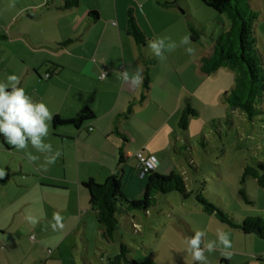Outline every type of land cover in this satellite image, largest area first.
Masks as SVG:
<instances>
[{"label":"crops","instance_id":"0c3cea01","mask_svg":"<svg viewBox=\"0 0 264 264\" xmlns=\"http://www.w3.org/2000/svg\"><path fill=\"white\" fill-rule=\"evenodd\" d=\"M137 1L79 0L76 7L65 9L63 0H0V80L17 74L20 86L61 119L73 118L85 107L95 115L88 123L89 132L71 125L53 129L50 122L45 142L61 152L51 165H45L47 154L37 152L30 144L18 151L0 140V170L4 172L0 177V264H53L49 261L62 257L67 240V247L74 250L80 243H89L90 228L95 240L103 246L111 244L113 239L102 234L82 186L88 178L101 183L108 176L119 174L126 197L140 196L138 188L127 184L139 175L135 154L146 143L151 144L158 131L148 133L147 129L155 114V107L149 106L152 86L147 98L137 103L127 118L117 119L131 100L141 96L145 59L150 60L151 53L128 34L126 11L133 9L139 29L149 40L164 35L171 27L175 30L177 23L168 22L166 26L164 21L157 22L159 17L146 14L140 2L146 6L153 0ZM90 11L97 13L96 18ZM138 68L143 69L141 83L123 79L124 71L132 73ZM161 85L166 95L179 94L166 74ZM184 87L182 83L181 90ZM162 105L158 101L155 106L163 111ZM122 121H133L138 134ZM133 141L136 146L132 149ZM151 150L161 152L152 145ZM29 154L37 159L30 160ZM150 154L154 155L146 147L144 155ZM157 161V172L171 168L165 157ZM55 213L61 215L63 227L53 230L50 225L55 223ZM29 215L39 222L29 223ZM235 237L245 240L240 235ZM209 241H217V235L213 234L211 240L203 237V244ZM46 246L54 248L50 256L44 250ZM118 250L113 251L115 255ZM227 251L231 252L230 258L224 256L225 249L217 241L214 252H205L207 264H235L234 258L247 254L235 245Z\"/></svg>","mask_w":264,"mask_h":264},{"label":"rangeland","instance_id":"374dc122","mask_svg":"<svg viewBox=\"0 0 264 264\" xmlns=\"http://www.w3.org/2000/svg\"><path fill=\"white\" fill-rule=\"evenodd\" d=\"M140 2L146 14H156L159 17L157 22L164 21L166 26L168 22L177 23L175 30L171 27L162 35L175 41L178 45L176 49L165 53L163 59H157L152 52L149 53L152 64H149L148 69V93L153 87L149 106L155 107V114L152 115L150 128H146L148 133L155 130L158 132L151 144L146 143L147 152L154 153L157 159L165 157L169 160L171 168L164 173L172 170L179 173L187 190H192L193 195L182 199L177 192L157 194L147 213L131 211L130 216L117 214L120 225L111 244L103 246L101 241L95 240L93 228H90L89 243H80L78 249L74 250L67 247V240L62 257L49 263L108 264V260L116 253L113 251L119 249L121 241L128 247L129 256L137 264H193L185 241L199 230L205 232L208 240L213 239V234L217 235L219 231L228 233L231 244L247 253L245 257L234 258L237 261L235 264H264V240L255 234L231 228L220 222L215 215L205 213L194 197L196 192L201 191L207 199L236 220L247 216L264 219V189L250 176L241 182L245 166L264 160V113L251 119L241 109L230 108L227 96L234 85L231 69L222 66L211 74L200 69L201 58L211 53L215 41L229 28V19L225 13H218L200 0H176L175 3L153 0L146 6L143 1ZM135 3L139 2L135 0ZM251 5L262 11L254 30L257 48L264 60V0H251ZM189 27L197 30L196 40L190 38ZM182 36L189 37L188 45L180 43ZM146 38L147 41L141 48L149 50V38ZM187 47H191L193 52L188 53ZM165 74L169 77L170 84L177 87L179 94L168 96L162 91L161 84ZM182 83L185 87L181 90ZM158 101L163 104V111L156 108ZM187 101L197 113L189 118L187 129L182 130L177 122ZM262 106L264 108V96ZM123 119L125 118H120ZM122 123L130 128L133 126V121ZM164 123L165 126L162 127ZM136 128L137 125L134 124V133L138 134ZM141 128L139 125V130ZM151 145L159 148L161 155L151 150ZM134 146L135 141L131 148ZM144 183L145 179L137 174L127 184L141 192ZM240 188H244L250 201L243 198ZM141 198L142 194L136 200ZM237 235L243 236L245 240H239L235 237ZM44 250L49 256L54 253L52 246H46Z\"/></svg>","mask_w":264,"mask_h":264},{"label":"trees","instance_id":"16d2710c","mask_svg":"<svg viewBox=\"0 0 264 264\" xmlns=\"http://www.w3.org/2000/svg\"><path fill=\"white\" fill-rule=\"evenodd\" d=\"M206 6L211 7L218 13H225L229 19V28L215 41L211 53L201 58L200 69L207 74L214 73L220 67H228L234 74V85L227 101L231 109H241L249 118L264 113L262 100L264 96V60L257 48V39L254 25L262 11L253 8L251 0H200ZM171 3V2H170ZM169 3V4H170ZM79 4V0H63L62 7L72 8ZM89 14L96 18L97 13L90 11ZM127 32L131 35L136 44L144 46L147 38L139 29L132 8L126 11ZM190 38L196 40L197 30L189 27ZM146 61V70L143 77V92L136 100H131L127 108L117 115V119L127 118L133 111L137 103L143 102L147 98L150 75L149 64ZM197 111L187 101L181 110L177 125L180 129L186 130L189 118L196 115ZM95 117L94 112L85 107L70 119H61L57 115L53 116L51 125L56 129L62 125H71L76 129L85 128L87 132L91 130L88 123ZM264 154V147L262 149ZM120 156L123 155V148H119ZM121 159V157H120ZM254 178L262 189H264V160L257 161L254 165H247L242 171L243 183L245 177ZM145 183L142 187L141 200H129L122 190V183L119 174L108 176L102 183L96 182L93 178H88L82 182L83 188L89 196V203L95 211V217L101 227L102 234L110 239L117 235L120 225L117 214L121 213L130 216L131 211H142L147 213L154 204L157 194H167L177 192L182 199H187L193 195L192 190H187L182 176L175 172L159 173L154 168L145 173L142 177ZM240 194L246 201L248 200L244 188H240ZM195 200L207 214H213L222 223L235 229H239L246 234H255L264 240V219L259 216H247L241 220H236L230 213L215 205L207 199L202 192L194 194ZM134 216V215H132ZM193 235V234H192ZM137 264L128 254V247L119 241V250L108 264Z\"/></svg>","mask_w":264,"mask_h":264},{"label":"clouds","instance_id":"9594fccd","mask_svg":"<svg viewBox=\"0 0 264 264\" xmlns=\"http://www.w3.org/2000/svg\"><path fill=\"white\" fill-rule=\"evenodd\" d=\"M180 43L188 45L189 37L185 36ZM147 46L157 59H163L165 53L172 52L178 45L170 37L161 36L149 40ZM186 51L192 53L193 49L187 47ZM142 73L143 69L138 68L132 73L124 71L122 75L125 80L141 83ZM53 116L54 113L46 103L35 100L24 87L20 86V77L17 74H8L6 78L0 80V140L6 141L8 145L18 151L27 149L30 144L37 152L47 154L45 165L54 164L61 155L59 150H53L51 143L45 142V138L49 135V126ZM29 159L35 161L37 157L29 154ZM3 175V170H0V177ZM26 219L32 225L39 222L31 215ZM53 220L55 223L50 225L53 230L63 227L62 217L59 213L53 215ZM204 236L205 232L198 230L185 241L187 251L191 253L194 264H207L208 258L205 252H214L217 241L225 249L224 256L231 257V252L227 251L232 246L228 233L219 231L217 241H209L207 244H203Z\"/></svg>","mask_w":264,"mask_h":264},{"label":"built area","instance_id":"2783aa9c","mask_svg":"<svg viewBox=\"0 0 264 264\" xmlns=\"http://www.w3.org/2000/svg\"><path fill=\"white\" fill-rule=\"evenodd\" d=\"M49 74H47L48 76ZM104 74H101V77ZM146 150V147H144V149L138 151L135 156L137 158V162H138V173L139 176L142 177L145 173H147L149 170H151L152 168H154L157 165V158L156 156L150 154L145 156L144 155V151ZM31 238H33V236H31Z\"/></svg>","mask_w":264,"mask_h":264}]
</instances>
